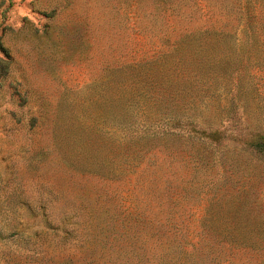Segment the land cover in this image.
Listing matches in <instances>:
<instances>
[{
	"label": "rangeland",
	"instance_id": "374dc122",
	"mask_svg": "<svg viewBox=\"0 0 264 264\" xmlns=\"http://www.w3.org/2000/svg\"><path fill=\"white\" fill-rule=\"evenodd\" d=\"M161 1L0 0V264H264V0Z\"/></svg>",
	"mask_w": 264,
	"mask_h": 264
},
{
	"label": "trees",
	"instance_id": "16d2710c",
	"mask_svg": "<svg viewBox=\"0 0 264 264\" xmlns=\"http://www.w3.org/2000/svg\"><path fill=\"white\" fill-rule=\"evenodd\" d=\"M163 3H166V2H163ZM248 15H249V18L254 17V15L252 13H249ZM248 24L249 23H246L245 25H247V27H245L239 31V35H240L239 40L255 41L256 37L253 35V33H252L253 31ZM44 31H45V29L42 32H44ZM44 34H46V33H44ZM187 38L190 40H193L194 38L196 39V37L194 35H187V36H183L179 42L185 41ZM0 54H1V56H0V82L4 85V82L8 81V78H11V73H10V69H9L10 65H11V59L9 58L7 50L5 48H3L1 45H0ZM164 57H166V55H164V54L161 56H158L157 59H155V61H153V64L159 62L158 60H160ZM149 64H150V62H149ZM120 69H122V68H120ZM119 72H120V70H119ZM159 85H161V87H163V88H167V86L172 87V89L177 86L176 83H172L171 78H169V77H164L163 79H161V83ZM119 90L124 95L123 96V102L127 105L128 110H131L130 113L133 112V115L135 116L137 111L130 108V105L136 101L135 100L136 98H139L142 96L141 93H143V85H141V83L137 82V80L135 79L130 84H128V87L127 86L126 87L120 86ZM124 93H126L127 95ZM153 94H152V96L149 95V97H148V99H151V102L148 101V103H149L148 109L153 111V115L155 114V117L153 118V121H152L153 122L152 126L161 124L162 128L164 130H166L165 128L168 127L166 125H168L169 122H176L177 126L176 127H170L171 126L170 125L169 126L170 129H175V128L180 129L181 127H179V125H180L181 120L186 118V115H184L182 110H181L183 108V104H186L184 102L183 98L177 97V99H179L178 103L173 104L170 101V99H173L172 97L165 98L163 96H157L156 94L154 96ZM16 98L18 100L17 107L22 108V106L26 102V97L16 95ZM114 103L117 104V102H115V101H114ZM108 105H110V107H112L113 102H112V104H110V103L107 104V106ZM170 108H173V109H170ZM168 109H170V110L168 111ZM189 118H191V117H189ZM129 120H130V118H128L127 121L120 120L117 122V116L113 115L112 119H111V123H112L111 125H113L114 127L118 128V129H123V128L130 126L128 123ZM187 120H189V119H187ZM156 127L158 128L159 126H156ZM133 136L129 137L128 139H123V137H122L121 138L122 143H124L126 145H133L136 142V140H138L137 138L139 135H136L137 137H133ZM258 138L260 141L259 146H262V147H259V146H257V147H259V149L262 148L264 150V135L259 136ZM26 238H25L26 240H25V248H24L25 253H27V255L28 254L32 255L34 253V250L30 249V247L28 246V244H29L28 238L29 237H26ZM182 264H201V263H199L195 259L191 258L190 256L185 255L184 262Z\"/></svg>",
	"mask_w": 264,
	"mask_h": 264
}]
</instances>
